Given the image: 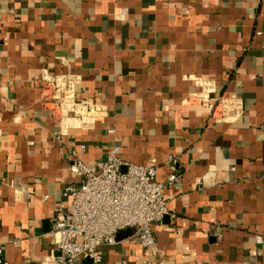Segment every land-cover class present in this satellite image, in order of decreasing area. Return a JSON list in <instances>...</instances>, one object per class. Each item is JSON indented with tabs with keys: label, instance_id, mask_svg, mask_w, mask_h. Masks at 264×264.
<instances>
[{
	"label": "crops",
	"instance_id": "0c3cea01",
	"mask_svg": "<svg viewBox=\"0 0 264 264\" xmlns=\"http://www.w3.org/2000/svg\"><path fill=\"white\" fill-rule=\"evenodd\" d=\"M45 71L79 75L76 98L104 103L108 115L89 128L59 126L44 102ZM200 80L241 98L245 117L216 123L189 110ZM82 143L87 163L119 145L162 182L175 159L178 181L166 188L175 216L152 227L167 264H264L255 239L264 237V0H0V245L9 264L58 254L51 219L78 181L65 153ZM100 253L105 264L161 256L134 233Z\"/></svg>",
	"mask_w": 264,
	"mask_h": 264
},
{
	"label": "built area",
	"instance_id": "2783aa9c",
	"mask_svg": "<svg viewBox=\"0 0 264 264\" xmlns=\"http://www.w3.org/2000/svg\"><path fill=\"white\" fill-rule=\"evenodd\" d=\"M79 75L74 73L42 75L44 102L50 104L48 116L62 126L89 128L99 117L107 116L108 106L93 99H77L75 85ZM189 110L207 115L216 123H235L245 117L243 101L238 97H225L217 91L214 81L200 80L199 89L184 100ZM108 132L115 134V128ZM62 136L61 131L56 134ZM33 144V143H31ZM87 145L66 151L68 169L77 182L66 185L61 202L55 205L50 234L54 239L56 256H49L45 264H72L80 256L93 264H105L100 247L114 244L116 233L135 229L141 245L150 247L159 256L160 248L153 233V224L165 215L172 217L167 204L166 188L178 181L170 157L171 173L166 182L157 179L155 166L135 164L121 156V148L114 145L104 159L87 163L80 158ZM49 195L40 196L47 201ZM256 242L264 244V237L256 235ZM5 245H0V264H9L4 257ZM122 264H126L123 261ZM157 264H167L163 256Z\"/></svg>",
	"mask_w": 264,
	"mask_h": 264
},
{
	"label": "water",
	"instance_id": "95a60500",
	"mask_svg": "<svg viewBox=\"0 0 264 264\" xmlns=\"http://www.w3.org/2000/svg\"><path fill=\"white\" fill-rule=\"evenodd\" d=\"M134 232H135V229H133V228H128L126 230L119 231L118 233L115 234L114 239L115 240L121 239L124 236H126V235L128 236ZM78 259H82V256H80ZM84 259H88V258H84Z\"/></svg>",
	"mask_w": 264,
	"mask_h": 264
}]
</instances>
